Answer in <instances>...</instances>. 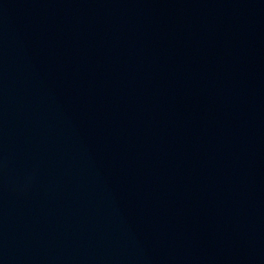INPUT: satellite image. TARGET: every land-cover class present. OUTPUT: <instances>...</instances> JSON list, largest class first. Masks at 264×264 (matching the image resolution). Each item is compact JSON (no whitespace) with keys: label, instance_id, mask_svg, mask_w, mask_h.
Here are the masks:
<instances>
[{"label":"water","instance_id":"1","mask_svg":"<svg viewBox=\"0 0 264 264\" xmlns=\"http://www.w3.org/2000/svg\"><path fill=\"white\" fill-rule=\"evenodd\" d=\"M0 264H264V0H0Z\"/></svg>","mask_w":264,"mask_h":264}]
</instances>
